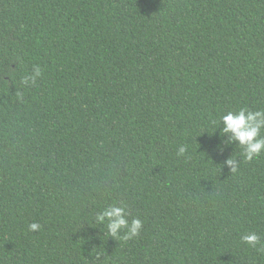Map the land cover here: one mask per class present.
<instances>
[{"label": "trees", "instance_id": "trees-1", "mask_svg": "<svg viewBox=\"0 0 264 264\" xmlns=\"http://www.w3.org/2000/svg\"><path fill=\"white\" fill-rule=\"evenodd\" d=\"M242 108L264 0H0V264H264V152L222 132Z\"/></svg>", "mask_w": 264, "mask_h": 264}, {"label": "clouds", "instance_id": "clouds-1", "mask_svg": "<svg viewBox=\"0 0 264 264\" xmlns=\"http://www.w3.org/2000/svg\"><path fill=\"white\" fill-rule=\"evenodd\" d=\"M41 76V68L34 66L31 75H26L22 79L25 85L34 84L36 79ZM221 123L223 125V133H231V139L238 141L243 148V159L247 161L258 157L261 152H264V137H261V129H264V110L249 111L245 108L239 111H228L222 115ZM187 149L185 146H180L177 152L178 156H183ZM226 163L231 166V172H235L237 162L229 158ZM100 222L108 221V230L112 236H118L121 229H127L125 239L138 236L143 226L139 218L129 220L125 214V208L112 205L104 209L101 214L97 215ZM30 231H39L41 225L37 222L29 224ZM242 241L253 247L260 241V237L255 233H249L241 237Z\"/></svg>", "mask_w": 264, "mask_h": 264}]
</instances>
